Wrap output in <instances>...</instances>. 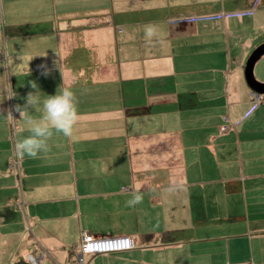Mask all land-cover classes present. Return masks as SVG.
<instances>
[{
	"label": "crops",
	"instance_id": "0c3cea01",
	"mask_svg": "<svg viewBox=\"0 0 264 264\" xmlns=\"http://www.w3.org/2000/svg\"><path fill=\"white\" fill-rule=\"evenodd\" d=\"M123 1L0 0L2 245L73 264L81 233L126 235L133 248L84 264H264V96L249 101L241 71L264 42V0H162L168 16L141 21ZM252 75L264 83V53ZM31 82L79 99L75 138L54 137L45 159L14 147Z\"/></svg>",
	"mask_w": 264,
	"mask_h": 264
},
{
	"label": "clouds",
	"instance_id": "9594fccd",
	"mask_svg": "<svg viewBox=\"0 0 264 264\" xmlns=\"http://www.w3.org/2000/svg\"><path fill=\"white\" fill-rule=\"evenodd\" d=\"M143 28L147 38L159 39L161 32L158 24H146ZM61 74L63 77L62 71ZM31 87L36 91L27 94L23 105L17 104L14 107V111L19 114V120L23 121L18 129L20 138L14 147L21 158L26 156L31 159H45L51 152V141L54 137L62 135L68 139L75 138V129L80 120L79 99L70 86L63 87L55 95L46 96L37 91L35 82H31ZM15 95L13 92L8 98ZM7 118L13 120L11 111ZM143 199V194L137 190L126 201L125 206L135 207L143 203Z\"/></svg>",
	"mask_w": 264,
	"mask_h": 264
},
{
	"label": "built area",
	"instance_id": "2783aa9c",
	"mask_svg": "<svg viewBox=\"0 0 264 264\" xmlns=\"http://www.w3.org/2000/svg\"><path fill=\"white\" fill-rule=\"evenodd\" d=\"M249 99L251 102L257 104L262 101V94L256 91H250ZM229 126H222L221 130L228 129ZM12 167L16 166V161L12 160ZM134 247L132 237L110 236V237H94L89 233H81L78 243L71 245V250L74 253V258L77 264H84L83 257L86 254H98L106 252L125 251ZM31 264H38L35 257H30Z\"/></svg>",
	"mask_w": 264,
	"mask_h": 264
},
{
	"label": "rangeland",
	"instance_id": "374dc122",
	"mask_svg": "<svg viewBox=\"0 0 264 264\" xmlns=\"http://www.w3.org/2000/svg\"><path fill=\"white\" fill-rule=\"evenodd\" d=\"M111 1L113 2V4L115 6H119V4H121L123 0H111ZM135 1H137L138 6H139V9L136 10V13L138 14L139 21L145 20L147 18H157V17L160 18V20H161L163 15H167V13L164 10V7H166L167 4H166V2L164 3L162 0H149L148 3H147V0H135ZM163 10H164V12H163ZM164 25L166 26L167 34L169 35V25H168V21ZM159 26H160V32H161L160 36H164V38H165V36H166L165 35V30H164V28H163L162 25H159ZM166 41L169 42L170 40L166 38ZM176 41H179V43H180L181 40L176 39ZM261 43H259L258 45H260ZM250 53H251V51H250ZM247 57H246V59H247ZM246 59H245V61H246ZM245 61H244V63H245ZM241 71L243 73V69H241ZM160 83L161 84H169L170 82L167 81V79L165 78V79L161 80ZM263 96H264V93H263ZM176 99H186V100H188L189 97L186 94H180ZM248 99H249V97H248ZM249 101H250V99H249ZM251 103L254 104L253 102H251ZM5 238H6V236L1 235V238H0V258L2 256H6L8 254H12V257H11V260H10L12 262H14L16 260L17 256H20V255L22 257H24L25 259H28L30 261V257H33L31 255L23 256L21 253H17L16 255H14L15 254L14 253L15 250H17L16 249L17 248V245L19 243H22V241H20V240H11V241H9L11 243V246H4V245H2V243L3 242H8ZM22 240H23V243L24 242H26V243L29 242V240L27 238L22 239ZM45 256H46V254H45ZM46 258H47V256H46ZM46 258H45V260L48 259V258L47 259ZM47 263H49V262H47ZM54 264H56V263H54Z\"/></svg>",
	"mask_w": 264,
	"mask_h": 264
},
{
	"label": "water",
	"instance_id": "95a60500",
	"mask_svg": "<svg viewBox=\"0 0 264 264\" xmlns=\"http://www.w3.org/2000/svg\"><path fill=\"white\" fill-rule=\"evenodd\" d=\"M262 53H264V42L251 51L243 66V76L248 87L258 93H264V83H260L254 79L252 75V67L255 60Z\"/></svg>",
	"mask_w": 264,
	"mask_h": 264
},
{
	"label": "trees",
	"instance_id": "16d2710c",
	"mask_svg": "<svg viewBox=\"0 0 264 264\" xmlns=\"http://www.w3.org/2000/svg\"><path fill=\"white\" fill-rule=\"evenodd\" d=\"M70 253H71V251H70ZM72 262H73V264H77L74 256H73ZM16 264H29V263L27 262V260L25 258L19 257V259L16 261Z\"/></svg>",
	"mask_w": 264,
	"mask_h": 264
}]
</instances>
